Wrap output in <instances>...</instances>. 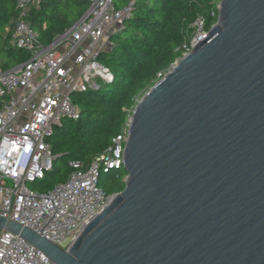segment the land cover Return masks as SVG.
<instances>
[{
    "label": "water",
    "instance_id": "1",
    "mask_svg": "<svg viewBox=\"0 0 264 264\" xmlns=\"http://www.w3.org/2000/svg\"><path fill=\"white\" fill-rule=\"evenodd\" d=\"M125 187L62 249L0 218L55 264H264V0L216 24L138 101Z\"/></svg>",
    "mask_w": 264,
    "mask_h": 264
},
{
    "label": "built area",
    "instance_id": "2",
    "mask_svg": "<svg viewBox=\"0 0 264 264\" xmlns=\"http://www.w3.org/2000/svg\"><path fill=\"white\" fill-rule=\"evenodd\" d=\"M83 16L53 43L44 46L28 21L42 0H16L17 12L7 29L9 44L28 59L7 70L0 58V218L26 227L52 244H69L109 203L99 186L104 171L123 169L129 123L103 153L87 164L68 161L65 182L45 193L29 188L52 170L58 155L49 141L62 121H78L73 96L98 90L113 81L100 57L111 50V34L132 11V3L116 9L113 0H88ZM206 19L198 17L190 41L169 70L206 36ZM168 70V71H169ZM167 71V72H168ZM158 74L159 80L167 73ZM0 264H55L18 235L0 230Z\"/></svg>",
    "mask_w": 264,
    "mask_h": 264
},
{
    "label": "trees",
    "instance_id": "3",
    "mask_svg": "<svg viewBox=\"0 0 264 264\" xmlns=\"http://www.w3.org/2000/svg\"><path fill=\"white\" fill-rule=\"evenodd\" d=\"M15 1L0 0V58L5 59L2 70L28 59L26 51L9 44L6 34L17 15ZM113 1L116 9L132 3L130 16L111 34V50L99 59L112 72L113 81L101 83L98 90L73 96L81 118L65 119L55 129L49 141L58 156L42 180L29 183L32 190L47 192L66 181L71 171L68 161L87 164L108 149L143 97L144 87L154 85L158 74L167 72L180 58L181 46L190 41L195 20L204 17L207 31L217 21L221 0ZM88 7V0H42L40 7L30 12L28 21L40 43L48 46ZM60 163L62 166H58ZM126 177L124 169H102L99 186L109 197L124 189Z\"/></svg>",
    "mask_w": 264,
    "mask_h": 264
},
{
    "label": "rangeland",
    "instance_id": "4",
    "mask_svg": "<svg viewBox=\"0 0 264 264\" xmlns=\"http://www.w3.org/2000/svg\"><path fill=\"white\" fill-rule=\"evenodd\" d=\"M217 22V21H216ZM216 22L214 23V24H216ZM213 24V25H214ZM2 59V58H1ZM152 86H154V85H152ZM151 85L150 86H148V87H144V91H143V93H142V95L141 96H144L148 91H149V89L152 87ZM147 91V92H146ZM141 93V92H140ZM144 94V95H143ZM62 163H60L58 166H62L61 165ZM109 197H111V196H109ZM69 245V241H65L63 244H62V247H66V246H68Z\"/></svg>",
    "mask_w": 264,
    "mask_h": 264
}]
</instances>
